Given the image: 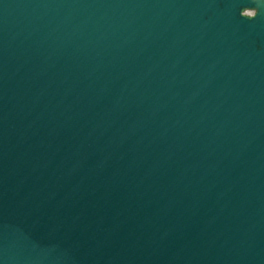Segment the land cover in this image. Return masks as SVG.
Masks as SVG:
<instances>
[{"label":"water","instance_id":"95a60500","mask_svg":"<svg viewBox=\"0 0 264 264\" xmlns=\"http://www.w3.org/2000/svg\"><path fill=\"white\" fill-rule=\"evenodd\" d=\"M0 264H264V0H0Z\"/></svg>","mask_w":264,"mask_h":264}]
</instances>
